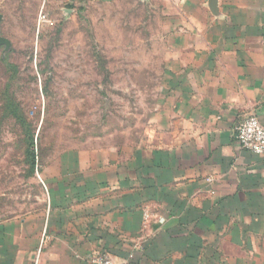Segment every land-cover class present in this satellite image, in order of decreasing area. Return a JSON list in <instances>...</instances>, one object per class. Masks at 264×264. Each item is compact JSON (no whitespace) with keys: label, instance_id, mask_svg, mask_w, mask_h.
Segmentation results:
<instances>
[{"label":"crops","instance_id":"1","mask_svg":"<svg viewBox=\"0 0 264 264\" xmlns=\"http://www.w3.org/2000/svg\"><path fill=\"white\" fill-rule=\"evenodd\" d=\"M160 9L145 142L64 159L46 211L0 223V264H264V154L235 138L247 115L264 125V0Z\"/></svg>","mask_w":264,"mask_h":264},{"label":"rangeland","instance_id":"2","mask_svg":"<svg viewBox=\"0 0 264 264\" xmlns=\"http://www.w3.org/2000/svg\"><path fill=\"white\" fill-rule=\"evenodd\" d=\"M161 12L160 0H0V223L40 217L64 159L145 142L165 81Z\"/></svg>","mask_w":264,"mask_h":264},{"label":"built area","instance_id":"3","mask_svg":"<svg viewBox=\"0 0 264 264\" xmlns=\"http://www.w3.org/2000/svg\"><path fill=\"white\" fill-rule=\"evenodd\" d=\"M46 21V14L40 13L38 23ZM235 138L240 148L251 153L264 154V125L260 123L255 115H247L235 127ZM208 180H210L208 178ZM92 264H128L125 262L117 263L110 257L97 255L92 259Z\"/></svg>","mask_w":264,"mask_h":264},{"label":"trees","instance_id":"4","mask_svg":"<svg viewBox=\"0 0 264 264\" xmlns=\"http://www.w3.org/2000/svg\"><path fill=\"white\" fill-rule=\"evenodd\" d=\"M13 66L11 65V68ZM5 93H8V89L5 91ZM17 104L8 96V94L6 95V99H5V109L7 110V112H10L12 114V116H14L15 118L19 119L20 115L17 112ZM29 150H28V160L30 165H34L35 162V155H34V148H33V139L30 136L29 138Z\"/></svg>","mask_w":264,"mask_h":264},{"label":"water","instance_id":"5","mask_svg":"<svg viewBox=\"0 0 264 264\" xmlns=\"http://www.w3.org/2000/svg\"><path fill=\"white\" fill-rule=\"evenodd\" d=\"M2 20V14L0 13V23ZM0 44H4L6 47L9 45V40L0 35Z\"/></svg>","mask_w":264,"mask_h":264}]
</instances>
